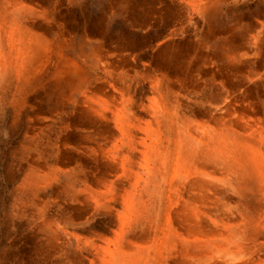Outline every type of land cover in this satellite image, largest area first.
<instances>
[{
  "label": "bare ground",
  "instance_id": "bare-ground-1",
  "mask_svg": "<svg viewBox=\"0 0 264 264\" xmlns=\"http://www.w3.org/2000/svg\"><path fill=\"white\" fill-rule=\"evenodd\" d=\"M27 1L33 5V0H0V109L11 89L21 93L41 79L54 84L53 94L60 95L56 114L77 108L84 129H94L81 135V144L101 154L110 147L114 160L98 165H105V174L121 172V161V182L129 180L122 195L119 179L109 183L102 174L96 183L107 181L106 189L94 191L82 164L68 172L75 181L69 188L76 196L88 195L79 202L85 221L73 222L74 230H83L86 223L89 229L85 247L81 234H72L79 243L74 264L88 259L90 264H264V107L251 103L237 109L228 90L210 80L193 83L190 95L178 93L163 75L152 80L155 97L142 110L152 119L145 121L133 111L130 88L119 92L108 85V79L129 80V68L119 70L109 61L113 56L94 50L97 78L92 81L91 69L83 68L87 61L78 65L67 55L68 42L55 40L46 11ZM62 123L60 136H69L71 123ZM35 170L24 181L25 197L51 181V174ZM128 171L133 174L126 176ZM78 182L86 189L77 190ZM99 216H110L113 229L92 231L89 225ZM84 251L90 252L88 259Z\"/></svg>",
  "mask_w": 264,
  "mask_h": 264
},
{
  "label": "rangeland",
  "instance_id": "rangeland-1",
  "mask_svg": "<svg viewBox=\"0 0 264 264\" xmlns=\"http://www.w3.org/2000/svg\"><path fill=\"white\" fill-rule=\"evenodd\" d=\"M26 4L46 11L44 19L50 21L53 37L57 42L67 40L66 54L78 65L87 61L83 68L91 69L92 81L97 78L93 60L97 49L113 56L109 61H114L119 70L129 68V80L108 79V85L122 91L130 88L131 92L126 93L135 101L133 111L145 121L152 119L142 111L155 97L152 80L163 75L168 76L178 93L190 95L193 83L203 85L210 80L217 89L223 85L228 90L229 100L237 109L253 106L251 103L264 107V0H33V5L29 1ZM41 80L22 94L11 89L6 106L0 109V264H74L79 243L72 234H81L84 246L89 230L88 223L84 224L86 231L85 227L74 230L73 224L86 217L79 202L88 195L76 196L68 186L75 182L69 173L79 164L84 166L82 175L94 191H104L107 181L117 179L122 195L129 190V180L121 182L122 162L119 161L121 172L109 170L105 174V165L98 163L114 160L110 147L101 154L90 152L88 144H81L82 136L94 129H84L86 121L73 106L67 115L58 116L55 102L60 95L53 94L54 84ZM195 119L201 120L198 115ZM64 121L72 125L69 136L63 132L60 136ZM142 137L140 133L138 138ZM138 158L134 167L139 171ZM33 169L51 174V181L40 184L25 197L24 181ZM102 174L107 181L97 184V179L104 177ZM85 185L78 182L76 188L84 190ZM112 220L110 216H99L94 226H89L92 231L103 233L113 229ZM89 254L83 252L87 259ZM84 261L90 264L89 259Z\"/></svg>",
  "mask_w": 264,
  "mask_h": 264
}]
</instances>
